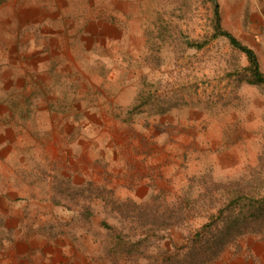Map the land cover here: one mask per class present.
I'll list each match as a JSON object with an SVG mask.
<instances>
[{
	"label": "rangeland",
	"instance_id": "rangeland-1",
	"mask_svg": "<svg viewBox=\"0 0 264 264\" xmlns=\"http://www.w3.org/2000/svg\"><path fill=\"white\" fill-rule=\"evenodd\" d=\"M32 1L0 5V67L64 112L0 149V264H175L211 214L264 200V85L214 16L264 74V0ZM31 10L64 29L44 76ZM210 264H264V232Z\"/></svg>",
	"mask_w": 264,
	"mask_h": 264
},
{
	"label": "crops",
	"instance_id": "crops-1",
	"mask_svg": "<svg viewBox=\"0 0 264 264\" xmlns=\"http://www.w3.org/2000/svg\"><path fill=\"white\" fill-rule=\"evenodd\" d=\"M32 2L36 3V0ZM40 3L41 5L47 4L44 0ZM31 11L35 13L33 17L35 22H32L30 27L31 37L28 47L30 54L34 55V58L32 63L28 64V70L44 76L53 61V58L49 57L47 52L48 50L56 51L57 46H52V44L59 39L60 33L64 29L59 26L58 21L54 17L50 18L48 12L43 13L42 11L36 15V11ZM37 36L40 39H37ZM5 76H9L11 79L10 83L6 84L4 82ZM22 77L25 80L24 98L17 97L14 93L22 90V87L16 84V79L18 80ZM36 88H33V82L27 77L26 71L22 73L16 66L0 67V149L12 145L10 134L15 133L17 137L20 131H25L28 121L27 115H33L34 112L37 115H51L53 117L62 115L63 109L57 107L50 108L45 105L44 108L36 109V105L32 104L33 102L30 98ZM34 99L39 106L43 104V99Z\"/></svg>",
	"mask_w": 264,
	"mask_h": 264
},
{
	"label": "trees",
	"instance_id": "trees-1",
	"mask_svg": "<svg viewBox=\"0 0 264 264\" xmlns=\"http://www.w3.org/2000/svg\"><path fill=\"white\" fill-rule=\"evenodd\" d=\"M3 1L0 2V5ZM214 16L216 34L227 38L232 46L247 57L248 69L252 77L250 82L264 85V74L260 70L255 52L250 47L243 45L231 33L221 29V17L217 2H215ZM142 99L144 97L139 93L136 98V107L142 103ZM219 223L223 224L220 229H218ZM214 229L218 231V236H212ZM260 232H264V200L256 206L251 204L247 208L231 211L226 216L225 211L219 209L216 214L209 216L208 222L195 234L192 248L189 247L190 252H187L183 257L185 260L175 258L174 263L210 264L223 253L227 246L235 243L241 236Z\"/></svg>",
	"mask_w": 264,
	"mask_h": 264
}]
</instances>
